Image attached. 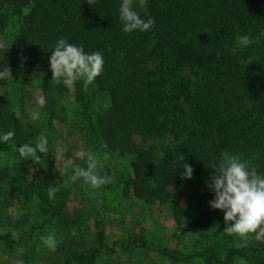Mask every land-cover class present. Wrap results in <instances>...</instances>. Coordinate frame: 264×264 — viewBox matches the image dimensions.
Masks as SVG:
<instances>
[{
  "label": "trees",
  "instance_id": "16d2710c",
  "mask_svg": "<svg viewBox=\"0 0 264 264\" xmlns=\"http://www.w3.org/2000/svg\"><path fill=\"white\" fill-rule=\"evenodd\" d=\"M121 3L0 0V71L8 66L12 75L0 79V136L15 133L0 142V254L14 264H108L115 253L154 249L139 232L109 245L101 221L91 216L94 189L82 178L64 183L76 166L87 168L81 153L56 159L62 134L77 128L86 140L83 152L107 150L127 160L130 172L117 181L124 198L168 206L180 229H207L198 252L155 251L206 264L239 257L264 264V236L252 234L243 247L242 240L234 243L206 186L223 152L264 175V0H147L135 10L155 24L131 33L123 31ZM240 35L259 42L240 48ZM60 38L87 54L103 53V71L87 91L82 80L72 88L51 81L49 60ZM41 135L48 153L21 159L17 149L35 146ZM162 138L168 145L157 157ZM185 162L194 170L191 179L181 178ZM97 171L106 176L100 166ZM49 233L55 251L40 240Z\"/></svg>",
  "mask_w": 264,
  "mask_h": 264
},
{
  "label": "clouds",
  "instance_id": "9594fccd",
  "mask_svg": "<svg viewBox=\"0 0 264 264\" xmlns=\"http://www.w3.org/2000/svg\"><path fill=\"white\" fill-rule=\"evenodd\" d=\"M91 4L92 0H88ZM147 7V0H122L120 5V20L123 22V31L131 33L136 30L148 31L155 24L153 18L147 20L142 19L136 9ZM264 36V32L261 33ZM237 46L246 48L252 43L259 42V38L253 40L248 35H240L236 37ZM235 53V50H233ZM243 63V61H241ZM248 63H252L249 58ZM50 70L52 72V80L57 84L63 82L68 88H72L77 81L82 80L84 91H87L91 85L103 71V53L100 51L87 54L83 46H76L69 43L65 38H60L53 51L51 52ZM12 78L11 69L7 66L0 71V79ZM43 103V101H41ZM39 113L33 115V119H38ZM13 131H8L0 136V142L7 143L14 137ZM19 157L24 160L32 158L39 160L40 154L48 153V141L45 136L41 135L37 138L35 146L30 144L21 145L17 149ZM65 149L58 147L56 149V159H62ZM86 157L87 168L76 166L74 173L68 177L64 183H75L79 179H83L86 185H90L93 189L99 188L108 183V178L101 177L97 171L100 165L99 154L87 151L81 153ZM178 159L185 161V156L180 154ZM181 167L184 169L182 179H191L193 176V168L188 163H183ZM215 171L210 176L211 183L206 186L215 193V198L210 201V207L214 210H220L224 213V222L226 227L224 232L228 235H236L245 243L239 246H246L251 234L259 232L257 239L264 236V175H259L255 167H251L248 161H242L237 155L228 152L221 153V159L218 165H213ZM56 188L49 185L48 196L53 199ZM40 240L50 250L55 251L57 248V240L54 233L41 235ZM23 252V249H20ZM17 264H24L23 260Z\"/></svg>",
  "mask_w": 264,
  "mask_h": 264
},
{
  "label": "rangeland",
  "instance_id": "374dc122",
  "mask_svg": "<svg viewBox=\"0 0 264 264\" xmlns=\"http://www.w3.org/2000/svg\"><path fill=\"white\" fill-rule=\"evenodd\" d=\"M13 31L14 29H12ZM27 97L33 105L38 99L37 93L34 91ZM61 130L63 131L62 128ZM71 131L70 133L64 132L57 145L65 149V154L79 155L87 147L86 140L79 129L72 128ZM167 145L168 140L166 138L156 142L155 154L157 157L162 154ZM95 153L99 154L100 165L98 166L103 169L109 182L105 189L100 186L91 193V216L92 219L97 218L101 221L105 229L106 242L109 245L114 240H125L130 238L134 232H139L145 236L150 247L154 249L167 247L181 254H190L201 250L206 237V228L190 227L180 229L176 227L168 206H151L136 202L131 198H124L121 195L120 187L117 186V181L122 175L130 172L127 160L107 150ZM15 208L11 207L13 214ZM210 234L213 238L220 236L218 230ZM251 237L252 234L249 236L248 241ZM232 238L234 243L241 241V238L236 235H232ZM154 249L134 248L124 252V254L115 253L106 258L108 264L114 262L117 264H206L200 257L188 261L174 260ZM262 256L264 257V254ZM0 264H14V261L10 256L0 254ZM229 264L254 263L252 257L251 259L239 257Z\"/></svg>",
  "mask_w": 264,
  "mask_h": 264
}]
</instances>
